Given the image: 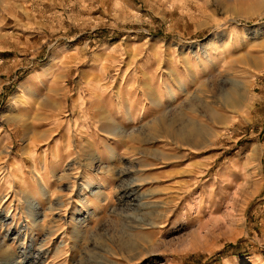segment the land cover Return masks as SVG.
<instances>
[{
    "label": "rangeland",
    "instance_id": "374dc122",
    "mask_svg": "<svg viewBox=\"0 0 264 264\" xmlns=\"http://www.w3.org/2000/svg\"><path fill=\"white\" fill-rule=\"evenodd\" d=\"M0 264H264V0H0Z\"/></svg>",
    "mask_w": 264,
    "mask_h": 264
},
{
    "label": "bare ground",
    "instance_id": "6f19581e",
    "mask_svg": "<svg viewBox=\"0 0 264 264\" xmlns=\"http://www.w3.org/2000/svg\"><path fill=\"white\" fill-rule=\"evenodd\" d=\"M125 191H126V190H125ZM125 194H126V198H127V199H129V198H131V197L133 196V192L130 193V194H129V192H126ZM125 194H124V195H125Z\"/></svg>",
    "mask_w": 264,
    "mask_h": 264
}]
</instances>
